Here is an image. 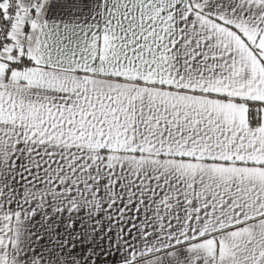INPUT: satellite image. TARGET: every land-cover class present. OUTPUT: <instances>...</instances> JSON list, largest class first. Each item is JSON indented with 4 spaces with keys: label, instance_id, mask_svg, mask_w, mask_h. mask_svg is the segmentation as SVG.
<instances>
[{
    "label": "snow or ice",
    "instance_id": "6c2138e0",
    "mask_svg": "<svg viewBox=\"0 0 264 264\" xmlns=\"http://www.w3.org/2000/svg\"><path fill=\"white\" fill-rule=\"evenodd\" d=\"M0 264H264V0H0Z\"/></svg>",
    "mask_w": 264,
    "mask_h": 264
}]
</instances>
